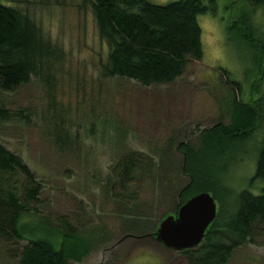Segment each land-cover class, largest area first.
<instances>
[{
    "label": "rangeland",
    "instance_id": "374dc122",
    "mask_svg": "<svg viewBox=\"0 0 264 264\" xmlns=\"http://www.w3.org/2000/svg\"><path fill=\"white\" fill-rule=\"evenodd\" d=\"M150 1L163 5L178 0ZM202 1L210 4V0ZM1 2L26 12L63 53L51 69L34 75L16 91L0 95V103L8 110L24 112L23 117L0 122V143L23 158L44 185L42 205L37 209L41 215L31 210L23 222H34L41 233L51 236L58 228L55 220L68 217L92 249L82 262L70 260L69 264H187L184 254L166 249L152 236L125 238L123 229L154 224L153 220L140 223L124 215L133 209H125L120 203L123 199L112 197L122 189L108 183L109 167L117 155L130 151L144 152L157 161L164 148L162 177L169 175L173 164H182L184 156L175 141H194L200 131L228 124L231 119L233 87L223 70L240 84L238 100L259 103L262 118L246 140L236 141L233 133L225 138L215 135L210 153L200 149L201 136L194 143L197 154L193 164L200 179L209 175L215 180L218 210L225 216L240 192L263 193L264 182L253 178L264 142V7L253 6L248 0H218L217 15L207 13L198 18L202 59L192 61L172 84L144 86L102 75L108 47L100 38L89 3ZM238 13L247 16L249 28L233 23ZM48 77L52 83L46 81ZM55 121H63L71 131L72 152L61 153L54 143L50 133ZM148 187L139 188L138 198L132 192L126 196L137 212L150 213V208L156 223L168 209H160L161 205L157 209ZM169 210L173 214L175 209ZM15 248L0 243V264H17ZM226 264H264V233L238 247Z\"/></svg>",
    "mask_w": 264,
    "mask_h": 264
},
{
    "label": "trees",
    "instance_id": "16d2710c",
    "mask_svg": "<svg viewBox=\"0 0 264 264\" xmlns=\"http://www.w3.org/2000/svg\"><path fill=\"white\" fill-rule=\"evenodd\" d=\"M83 1L91 5L100 38L108 47L102 75L106 79L137 81L144 86L172 84L192 61L202 59V28L198 18L207 13L217 15L218 10V0H210L209 5L202 0H178L163 5L150 0ZM248 1L253 6L264 7V0ZM236 16L233 23L249 28L247 16L239 13ZM62 56V50L44 37L33 18L20 8L4 5L0 0V95L14 92L29 83L34 75L60 62ZM222 72L233 87V111L229 123L200 131L194 141H175L173 144L183 154L184 161L182 164L176 161L177 165L170 167L169 175L161 176L166 148L159 153L157 161L144 152L130 151L117 155L115 163L109 167L108 183L122 189L112 197L123 199L120 203L125 209H133L124 215L134 217L140 223L153 220L154 224L153 227L140 224L135 229H123L125 238L154 237L159 223L171 214L169 209H175L172 213H176L198 193L210 192L217 201L215 180L209 175L200 179L201 175L193 164L197 154L195 141L202 136L200 149L210 153L215 148V135L225 138L226 134L233 133L236 141L246 140L256 130L263 112L259 103L239 101L240 84L231 80L227 71ZM46 81L52 83L49 77ZM23 116V111L11 112L0 103V122ZM62 123L55 121L50 135L61 153L72 152L74 140L71 131ZM166 151L170 153L169 149ZM256 180L264 182V142L253 178ZM146 184L151 189L157 209L158 205H161L160 209H168L156 223L150 208V213L137 212L135 204H129L127 200L129 197L126 195L130 192L138 198L141 194L138 193L139 188ZM221 186L227 189L224 184ZM43 194L44 185L35 171L23 158L0 143V243L16 247L13 258L17 264L82 262L92 249L83 241L73 219H56L58 228L51 236L41 233L34 222H23L31 210L37 216L40 214L37 209L42 205ZM232 205L226 216L223 210H218L199 247L179 252L187 257V264H226L238 247L253 241L256 234L264 233V189L260 195L244 190L233 199ZM23 241L27 244L20 247Z\"/></svg>",
    "mask_w": 264,
    "mask_h": 264
},
{
    "label": "water",
    "instance_id": "95a60500",
    "mask_svg": "<svg viewBox=\"0 0 264 264\" xmlns=\"http://www.w3.org/2000/svg\"><path fill=\"white\" fill-rule=\"evenodd\" d=\"M218 204L210 192L190 198L176 213L162 219L154 238L166 249L176 252L199 247L206 231L215 221Z\"/></svg>",
    "mask_w": 264,
    "mask_h": 264
}]
</instances>
